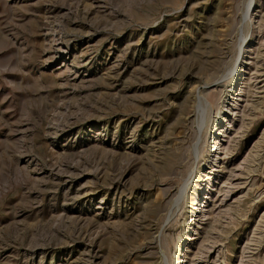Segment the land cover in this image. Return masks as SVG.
Segmentation results:
<instances>
[{"label":"rangeland","instance_id":"rangeland-1","mask_svg":"<svg viewBox=\"0 0 264 264\" xmlns=\"http://www.w3.org/2000/svg\"><path fill=\"white\" fill-rule=\"evenodd\" d=\"M0 264H264V0H0Z\"/></svg>","mask_w":264,"mask_h":264},{"label":"bare ground","instance_id":"bare-ground-1","mask_svg":"<svg viewBox=\"0 0 264 264\" xmlns=\"http://www.w3.org/2000/svg\"><path fill=\"white\" fill-rule=\"evenodd\" d=\"M218 109H219V107H218ZM192 149V148H191ZM216 150V148L214 149V151ZM205 198H208V197H205ZM176 202V201H175ZM198 203H197V200H194L193 201V204H192V206H191V210L189 211V213H191L192 214V217H197V208H196V205H197ZM200 207V206H199ZM195 210V211H194ZM168 212V211H167ZM190 219H191V217H190ZM194 220H197L196 218H194ZM188 240H191V239H188ZM192 240H195V239H192ZM172 263H174V260H172Z\"/></svg>","mask_w":264,"mask_h":264}]
</instances>
